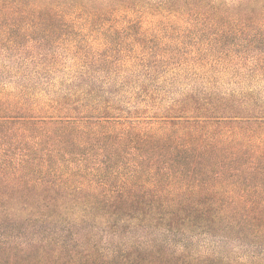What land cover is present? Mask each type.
<instances>
[{
  "label": "trees",
  "instance_id": "1",
  "mask_svg": "<svg viewBox=\"0 0 264 264\" xmlns=\"http://www.w3.org/2000/svg\"><path fill=\"white\" fill-rule=\"evenodd\" d=\"M0 264H264V0H0Z\"/></svg>",
  "mask_w": 264,
  "mask_h": 264
}]
</instances>
